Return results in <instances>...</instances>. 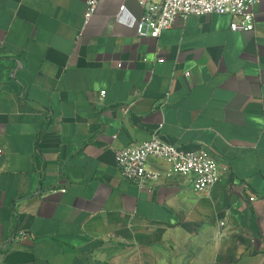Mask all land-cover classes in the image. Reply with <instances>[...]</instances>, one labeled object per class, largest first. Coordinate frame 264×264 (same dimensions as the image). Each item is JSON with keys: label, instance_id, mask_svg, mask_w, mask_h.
Wrapping results in <instances>:
<instances>
[{"label": "crops", "instance_id": "1", "mask_svg": "<svg viewBox=\"0 0 264 264\" xmlns=\"http://www.w3.org/2000/svg\"><path fill=\"white\" fill-rule=\"evenodd\" d=\"M256 8L255 31L189 15L155 39L130 25L138 0H101L86 25L87 0H0V264H264ZM161 123L225 167L209 191L121 175L116 150Z\"/></svg>", "mask_w": 264, "mask_h": 264}, {"label": "built area", "instance_id": "2", "mask_svg": "<svg viewBox=\"0 0 264 264\" xmlns=\"http://www.w3.org/2000/svg\"><path fill=\"white\" fill-rule=\"evenodd\" d=\"M101 0H87L85 25L98 11ZM143 13L140 18L131 19L130 25L140 36L159 38L178 18L189 15L207 16L229 14L233 17L231 29L234 31H255L257 23V4L260 0H138ZM125 6L121 7V13ZM83 32L79 33V38ZM122 62L119 66H122ZM189 75V73H187ZM105 91L101 95L104 96ZM128 108L126 109V112ZM163 123L159 124L150 139L135 141L116 150V164L121 175L134 182L139 188L152 190L163 177L178 174L190 177L197 192L209 191L217 184L225 167L204 148L186 149L166 141L162 136ZM151 157L163 159L168 164L165 173L149 167ZM62 191H66L63 189ZM257 199L253 195L250 201ZM224 224V222L222 223Z\"/></svg>", "mask_w": 264, "mask_h": 264}]
</instances>
